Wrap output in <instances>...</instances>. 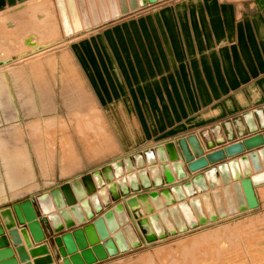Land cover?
Wrapping results in <instances>:
<instances>
[{"label":"crops","instance_id":"crops-1","mask_svg":"<svg viewBox=\"0 0 264 264\" xmlns=\"http://www.w3.org/2000/svg\"><path fill=\"white\" fill-rule=\"evenodd\" d=\"M31 1L34 0H0V14ZM50 2L56 7L54 0ZM77 35L80 37L76 38L71 46L72 57L93 95V100L100 108L102 119L109 121L116 147L113 144L110 150H105L114 154L90 168L78 170L81 165L77 167L72 164L71 176L64 181L53 183L52 173L51 177L44 178V181L47 179L50 182V187L40 193L75 177L91 174L95 170L101 171L102 167L131 154L166 142H175L179 138L191 135L198 137L201 130L210 129L221 122L264 106V0H162L67 39ZM13 98L16 103V98ZM1 105L5 112L11 110V96L0 97ZM10 112L12 116L9 120L18 123L8 130L0 129V159L5 152L4 148H8L9 158L13 156L12 151L19 150L10 144L13 129L21 124L20 127L25 130L19 113H16L15 109ZM261 132L262 130L247 133L243 137H236L232 142L215 144L210 149H206L198 138L204 152L200 159L205 158L206 154L222 150ZM4 134L9 137L7 140L2 139ZM262 148L264 144L232 157L226 156L222 161L208 163L194 172L188 171V163L179 156L177 162L185 171L183 179H175L173 183L167 184L162 178L163 184L159 188L151 185L148 190L140 189L138 193L149 196L152 192L159 193L171 186H180L210 168L248 157L250 153ZM200 159H193L192 163ZM8 164L9 170L14 173L9 180L7 168L4 167L6 165L2 162L0 164L5 193L8 195L5 196L7 199L4 202L21 196L27 189L24 186L26 184L22 186L23 166L18 164L16 159ZM259 165L262 166L261 162ZM143 166L141 169L135 167L132 174L160 167V164L150 166L144 162ZM249 168L251 175L248 178L264 173L263 166L259 173L254 172L251 164ZM126 176L127 174H124L121 178ZM10 181L20 184L19 194L13 198L9 189ZM148 182L150 183L149 177ZM218 188H222V185ZM253 189L259 207L264 184ZM211 191L212 189H208L206 193ZM194 193V196L188 197L182 192L185 199L181 202H188L191 198L200 196L198 191ZM134 197L137 198L138 195L130 192L126 200ZM170 198L174 200V204L170 206L159 198L162 209L153 208L152 214L157 215L161 210H168L181 203L177 202L172 194ZM115 203L112 201L111 205ZM9 205L10 203L0 209ZM130 209L133 210L131 207ZM141 211L142 218L152 215L145 214L143 209ZM239 214L241 213L236 215ZM128 218L130 224L132 219ZM0 226L3 227L1 220ZM189 230L187 227L186 231ZM135 232L140 239V247L119 253L115 257H108L104 261H97L95 264L120 258L151 244L144 242V232H138L136 229ZM165 232L166 239L171 238L166 230ZM27 234L32 248L45 244L53 264L62 263L63 259L56 257L57 248L47 239L35 243L29 231ZM180 234L182 233H177L176 236ZM111 236L110 234L109 237ZM3 237L13 252L14 262L22 264L5 230ZM101 244L102 241L98 243ZM87 249L92 247L88 246ZM80 252L77 251V254ZM32 260L30 258V262Z\"/></svg>","mask_w":264,"mask_h":264},{"label":"water","instance_id":"water-1","mask_svg":"<svg viewBox=\"0 0 264 264\" xmlns=\"http://www.w3.org/2000/svg\"><path fill=\"white\" fill-rule=\"evenodd\" d=\"M54 1L63 37L69 38L162 0ZM29 41L26 40L25 44ZM29 45H33V51L43 48H35V44ZM10 61H1L0 66ZM258 130L262 132L200 159L204 152L198 138L206 149H210L215 144L232 142L236 137L256 133ZM263 144L264 106L210 129L201 130L198 137L191 135L175 142H166L114 161L102 167L101 171L95 170L91 174L65 181L46 192L36 193L21 201H10L9 206L0 209V220L3 223V227L0 226V264H16L12 259L13 252L3 237L4 230L22 264H53L45 244L32 248L27 231L33 242L39 243L47 239L56 247V257L63 259L61 264H95L140 247L141 242L135 229L144 232L145 243H152L157 238H165V230L173 236L186 232L187 227L195 229L198 225L205 226L209 222L214 223L227 216L256 209L258 202L253 187L264 184V173L248 178L251 175L249 164L255 173H259L262 166L264 168V148L250 153L248 157L210 168L180 186H171L159 193L152 192L149 196L138 191L148 190L151 185L159 188L163 184L162 178L167 184L173 183L175 179H183L185 171L177 162L180 157L188 163V171L194 172L208 163L222 161L226 156L232 157ZM193 159L200 160L192 163ZM143 161L150 166L158 163L160 167L132 174L135 167H144ZM168 162L171 164H167ZM124 174H127L126 178H121ZM115 179L118 180L114 182ZM220 185L222 188L219 189ZM208 189L212 191L206 193ZM194 191H198L200 196L181 202L185 199L182 192L192 197L195 195ZM130 192L138 195L133 200L140 203L147 215L152 212L144 203L148 198L156 203L154 205L157 210L162 209L159 198H163L167 206L174 204L171 194L181 203L155 216L142 218L141 209L129 208L126 199ZM112 201L116 203L111 205ZM128 217L132 219L130 224ZM157 220L163 226L161 235L157 231ZM100 241L102 244L98 245ZM88 246L92 249H87ZM77 251H81L80 254ZM30 258L33 259L32 262Z\"/></svg>","mask_w":264,"mask_h":264},{"label":"rangeland","instance_id":"rangeland-1","mask_svg":"<svg viewBox=\"0 0 264 264\" xmlns=\"http://www.w3.org/2000/svg\"><path fill=\"white\" fill-rule=\"evenodd\" d=\"M54 6L50 0H34L0 14V56L12 61L0 70V97L11 96V110L19 113L25 126L23 130L18 124L10 137L18 152L12 151L9 158L8 148H4L0 164L6 165L9 180L14 173L8 163L16 159L23 166L22 186L27 188L15 197L20 184L10 181L15 198L4 202L8 195L0 165V207L50 187L44 178L52 173L53 183L64 181L71 176L72 164L81 165L80 170L106 160L114 152L105 150L113 144L116 147L109 121L102 119L71 54L72 43L80 36L63 37ZM49 25L50 30L46 28ZM29 37L40 45L53 44L32 55L36 51L25 44ZM11 110L5 112L0 106V129L8 130L18 123L9 120ZM3 136V140L9 138ZM260 198L256 209L169 239H156L142 249L100 264H264V192Z\"/></svg>","mask_w":264,"mask_h":264},{"label":"bare ground","instance_id":"bare-ground-1","mask_svg":"<svg viewBox=\"0 0 264 264\" xmlns=\"http://www.w3.org/2000/svg\"><path fill=\"white\" fill-rule=\"evenodd\" d=\"M48 30H50L51 29V25H49V27H46ZM61 37V36H60ZM72 37V36H71ZM26 40H30L29 41V43L26 45L27 47H30V48H33L32 46L33 45H29V44H35V48L36 47H40V46H42L43 48H41V49H38V50H35L36 52H34V53H32V55H34V54H39V53H41V52H43L45 49H47L49 46H51L53 43H50V44H48V45H45V44H38L35 40H34V37H29V38H27ZM47 51V50H46ZM45 52V51H44ZM24 54V53H23ZM22 55V54H21ZM22 56H24V55H22ZM25 57V56H24ZM21 59H23V58H21ZM8 60H10V59H2L1 58V56H0V62L1 61H8ZM12 61H10V62H8L7 64H5V65H1L0 66V70L2 69L3 70V68H5V67H8L9 66V64L11 63ZM135 198V197H134ZM134 198H131V199H129V200H127L128 202H129V208L131 207V208H133V209H136V208H139V209H142V207H141V205H140V203L138 202V201H135V200H133ZM162 200H163V198H162ZM159 202H160V199H159ZM151 210H152V212L151 213H149V215H151L152 213H153V208H157L156 207V205H154V204H156V203H154V201H152L150 198H148V199H146L145 200V202H144ZM161 203V202H160ZM161 206H162V203H161ZM131 210V209H130ZM163 211H165V210H161L160 212H163ZM153 215V214H152ZM151 215V216H152ZM155 216V215H154ZM219 221V220H218ZM218 221H216V222H218ZM161 222L159 221V220H157L156 221V227H157V231H158V233L161 235L162 234V231H163V226L160 224ZM215 223V222H214ZM209 224V223H208ZM207 224V225H208ZM212 224V223H211ZM206 226V225H205ZM171 230H172V227L170 228ZM55 264V263H54Z\"/></svg>","mask_w":264,"mask_h":264}]
</instances>
